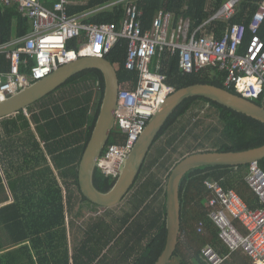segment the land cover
Returning a JSON list of instances; mask_svg holds the SVG:
<instances>
[{
  "label": "trees",
  "instance_id": "1",
  "mask_svg": "<svg viewBox=\"0 0 264 264\" xmlns=\"http://www.w3.org/2000/svg\"><path fill=\"white\" fill-rule=\"evenodd\" d=\"M229 0H71L68 13L71 16L93 12L84 23H116L125 17L126 7L135 4L143 12L144 30L150 29L160 11L171 12L173 17L170 33L177 34L182 21L189 20L190 33L202 26ZM264 0H240L235 15L229 20H214L206 29L219 38L229 26L245 24L247 29L259 5ZM115 6H112L114 5ZM96 11V12H95ZM30 32V23L23 18L16 8H0V43L22 37ZM264 33V25L262 27ZM247 31L242 50L250 40ZM84 35L68 42L69 50L78 51L85 42ZM128 43L122 41L105 58L117 66L121 88L133 89L138 74L126 69ZM1 70H8L5 56L0 57ZM160 66L159 73L165 76V83L175 91L195 84H209L229 90L238 95L234 87L225 86L226 75L217 68H207L194 74H183L180 68V56L172 55L168 48L159 47L153 58L152 70ZM95 88L98 91L95 92ZM105 92V79L98 69H89L73 76L55 92L27 109L30 117L23 110L14 117L0 120V204L10 201L6 195L2 173L5 174L9 187L14 193L15 202L0 208V264H93L101 255L102 245L109 244L111 229L100 223L90 228L85 235L97 240V247L92 241L70 253L66 227V211L76 207L80 197V213L85 208L96 212L99 206L90 202L81 192L78 170L85 149L92 137L100 115ZM98 101L95 102V99ZM198 102L208 104L218 115L221 123L219 142L221 147L206 151L240 152L264 145V124L242 113L236 112L206 98H189L170 117L157 141L168 133L173 126L185 117ZM264 106V100L257 102ZM95 111V115L92 112ZM192 133V132H191ZM117 130L111 134L108 147L122 142ZM157 143V142H156ZM155 143V144H156ZM22 161L18 165L13 157ZM102 154V155H103ZM7 168H4V164ZM16 165V166H15ZM264 170V160L259 162ZM154 163L152 164V167ZM15 171L17 176L12 175ZM145 166L141 172L144 173ZM55 170L65 180L71 179V188L67 194L59 184ZM28 177L24 175L27 172ZM172 170L168 174L170 177ZM249 172L247 166L202 167L190 171L180 185L182 229L178 248L172 258L177 264H208L201 258V250L213 246L222 255L230 259L224 264H250L242 251L230 253L218 235V229L208 218L207 202L211 192L206 190L207 179L219 182L224 189H237L238 194L252 209H260L254 194L245 197L240 188L246 185ZM137 179L130 193L136 188L135 208L142 213L130 224V217L123 220L129 236L124 246V260L130 264H156L165 250L167 243V185L162 179L151 175L140 186ZM119 176H107L99 167L94 173L93 182L102 193L110 192ZM167 183V182H166ZM249 189V187L246 185ZM250 190V189H249ZM19 191V192H18ZM162 198V199H161ZM205 222V230L198 233L197 224ZM185 231L188 240L185 243L188 253L182 247ZM97 234H102L97 236ZM99 237V239H97ZM133 243V244H132ZM135 243V245H134ZM137 245V246H136ZM136 254L132 259L131 257ZM106 256L104 257V259ZM104 259L97 264H104ZM244 260V261H241ZM171 261V262H172ZM172 264V263H170Z\"/></svg>",
  "mask_w": 264,
  "mask_h": 264
},
{
  "label": "built area",
  "instance_id": "2",
  "mask_svg": "<svg viewBox=\"0 0 264 264\" xmlns=\"http://www.w3.org/2000/svg\"><path fill=\"white\" fill-rule=\"evenodd\" d=\"M239 1L226 2L193 33L189 20L182 21L178 33L173 35L176 41H169L173 15L168 11H160L151 28L144 30L143 12L135 4L127 5L120 24H94L83 22L93 12L75 16L68 13L71 0H0V8H16L30 23L27 35L0 43V57L5 56L9 65L8 70L0 71V102L79 58H105L117 44L126 41V69L136 72L138 80L133 89L120 88L118 94L115 130L124 139L109 146L98 161V167L107 176H119L150 120L175 92L159 73V65L156 72L152 70L159 47L168 48L172 55L179 53L183 74L217 68L226 75V87H234L239 95L255 103L264 100V1L248 29L245 24H235L219 38L206 29L214 20L231 19ZM247 31L251 37L242 50ZM82 35L86 41L79 50H69L68 42ZM245 182L262 208H250L237 191L226 190L219 182L207 179L204 186L211 192L208 218L230 253L242 251L250 258V264H264V170L259 162L249 164ZM204 230L205 222H198V233ZM201 256L208 264H224L228 259L213 246L203 248Z\"/></svg>",
  "mask_w": 264,
  "mask_h": 264
},
{
  "label": "water",
  "instance_id": "3",
  "mask_svg": "<svg viewBox=\"0 0 264 264\" xmlns=\"http://www.w3.org/2000/svg\"><path fill=\"white\" fill-rule=\"evenodd\" d=\"M89 69H98L103 73L105 92L100 115L79 166L78 179L84 197L99 207L114 208L126 199L141 175L161 131L185 100L196 97L206 98L264 124L263 105H258L239 94H233L227 89L199 83L177 90L169 96L159 113L150 120L134 150L126 159L114 188L108 193H102L95 187L93 178L98 161L115 130L118 94L121 88L118 69L106 58L96 56L79 58L62 66L48 78L37 81L29 88L0 102V120L14 116L22 110L27 112L30 106L55 92L73 76ZM97 101L98 98L95 99V102ZM92 114L95 115V111ZM262 160H264V145L240 152H197L179 162L167 182V243L156 264H170L178 248L182 229L180 185L190 171L210 166H247Z\"/></svg>",
  "mask_w": 264,
  "mask_h": 264
},
{
  "label": "rangeland",
  "instance_id": "4",
  "mask_svg": "<svg viewBox=\"0 0 264 264\" xmlns=\"http://www.w3.org/2000/svg\"><path fill=\"white\" fill-rule=\"evenodd\" d=\"M173 35V33H169V41H176V39H173ZM97 91L98 88H95V92ZM26 114H28V117L31 116L29 112H26ZM220 129L221 123L218 120L216 111L204 102H198L195 104L189 113L185 117L181 118L180 121L176 123L173 128L154 145L146 161V169L141 175L138 186H140L141 183H143L151 175H156L159 179H162L164 186L167 185L166 182H168L169 179L167 178L168 174L185 157L193 153L204 152L206 150L221 147V142H219ZM16 155L17 154L14 155L12 161H14L17 165L19 163L22 164V161H19ZM153 163L154 166L152 167ZM11 171L12 175L17 176L15 171L12 169ZM137 188L138 187H136L120 205L114 208L107 209L99 207L96 212H92L90 209L85 208L82 210V213H80V211H78V207L80 206V197L76 202L75 213H79L76 218L82 224V236L85 241H92L94 244L92 247H97L98 244L96 238H90L91 235H87V237L84 235L88 224L98 222L104 224L105 228L109 227V229H111L110 242L109 244L102 245V256L99 257V259L102 260L106 256L104 264H130L131 260H129V262L124 260V253L126 250L123 248L127 244L129 236H127V227L123 225V220L127 216H131L130 224H132L135 219L139 217L146 206L143 205L139 210L134 207L135 192L137 191ZM240 188L242 189L241 192L245 195V197L252 196V191L249 190L246 185H242ZM234 190L238 192L236 188ZM0 197L3 199V195ZM187 232L188 231H186L185 234L184 231L181 238V249L185 254L188 253L185 246V243L188 240ZM99 235L102 234H97V236ZM97 239H99V237ZM134 256H136V254H134L131 259ZM242 257L250 263V260L246 256L242 255ZM99 259H97L93 264H97ZM227 260L232 262L230 258ZM171 263L176 264L177 262L172 261Z\"/></svg>",
  "mask_w": 264,
  "mask_h": 264
},
{
  "label": "crops",
  "instance_id": "5",
  "mask_svg": "<svg viewBox=\"0 0 264 264\" xmlns=\"http://www.w3.org/2000/svg\"><path fill=\"white\" fill-rule=\"evenodd\" d=\"M211 1V0H210ZM84 14V13H83ZM81 15V14H80ZM0 69H1V63H0ZM15 116V115H14ZM13 116V117H14ZM1 124H0V131H2L1 128ZM4 165V168H7L5 166V163L3 164ZM0 166H2V163L0 162ZM27 172V171H26ZM55 173H56V176H57V179L59 181V184L61 185V187L63 188L64 190V195L66 196L67 194V191H66V187L68 186L69 188H71L72 186L71 185V179L69 178L68 181L65 180V175H64V178L62 176L61 173L58 174V172L55 170ZM28 172L25 173L24 175H26V177H28ZM2 176H3V180H4V185H5V192H6V195L10 198V201L8 203H5V204H0V208L5 206V205H8V204H12L15 202V197H14V193L13 191L10 189L9 187V184H8V181H7V178L5 176L4 173H2ZM7 181V182H6ZM19 192V191H18ZM253 193V192H252ZM254 194V193H253ZM255 195V194H254ZM0 196L1 193H0ZM4 196V195H3ZM247 197V196H246ZM249 197V196H248ZM256 197V196H255ZM1 198V197H0ZM257 198V197H256ZM2 199V198H1ZM1 202V200H0ZM78 211H80V206L78 207ZM79 213H75V208L73 210H71L70 212L67 210L66 211V227H67V233H68V239H69V246H70V253L73 254V251H77L79 250L82 246H83V243L84 242H89L88 241H85L83 236H82V224L80 221L77 220L76 216L78 215ZM98 224V222H94V223H91V224H88L87 225V229L85 232H87L90 228L92 227H96ZM85 235V233H84ZM220 253V252H219ZM221 254V253H220ZM202 258V256H201ZM228 258L229 255H228ZM203 261H205L203 258H202ZM227 261V260H226ZM225 261V262H226ZM224 262V263H225ZM177 264V263H176Z\"/></svg>",
  "mask_w": 264,
  "mask_h": 264
}]
</instances>
